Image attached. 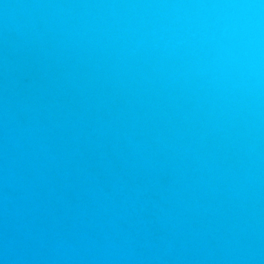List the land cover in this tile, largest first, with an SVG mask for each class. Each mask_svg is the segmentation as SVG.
<instances>
[{"label":"water","instance_id":"water-1","mask_svg":"<svg viewBox=\"0 0 264 264\" xmlns=\"http://www.w3.org/2000/svg\"><path fill=\"white\" fill-rule=\"evenodd\" d=\"M0 264H264V0H0Z\"/></svg>","mask_w":264,"mask_h":264}]
</instances>
